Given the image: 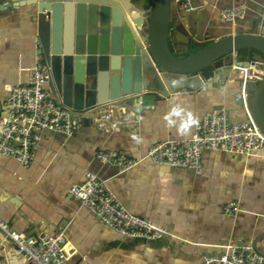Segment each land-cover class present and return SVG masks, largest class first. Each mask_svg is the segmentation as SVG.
Listing matches in <instances>:
<instances>
[{
  "label": "crops",
  "instance_id": "1",
  "mask_svg": "<svg viewBox=\"0 0 264 264\" xmlns=\"http://www.w3.org/2000/svg\"><path fill=\"white\" fill-rule=\"evenodd\" d=\"M143 1L148 6L155 2ZM190 3L192 8L174 1L170 31L174 53L185 54L237 28L250 27L253 19L237 24L221 19V9L233 5H248L252 14L260 9L264 30V0ZM20 4L21 0H0L2 114L10 90L27 84L30 69L41 61L35 13ZM239 61L238 53L231 64L221 61L203 69V83L198 86L189 84L168 96L145 97L141 108L133 106L140 120L135 129L109 132L85 119L71 136L45 131L28 167L0 155V217L28 236L65 230L70 249L66 264H205L208 255L226 252L232 243L252 245L264 254L263 152L208 149L200 174L191 168L160 165L150 158L120 173L117 166L97 158L98 152L109 150L142 158L157 141L191 138L196 123L191 124L189 117L198 121L212 108H227L233 121L246 119L250 93L241 71L235 74L234 64ZM230 65L233 71L227 72ZM47 87L52 90V84ZM182 128L187 131L182 133ZM88 172L107 180L132 214L164 227L167 235L155 241L132 239L106 225L70 192L73 185L85 181ZM234 200L240 201L241 210L227 215L225 206ZM3 257L11 264H27L15 243L0 231Z\"/></svg>",
  "mask_w": 264,
  "mask_h": 264
},
{
  "label": "water",
  "instance_id": "2",
  "mask_svg": "<svg viewBox=\"0 0 264 264\" xmlns=\"http://www.w3.org/2000/svg\"><path fill=\"white\" fill-rule=\"evenodd\" d=\"M174 1L155 0L148 6L143 0H21L20 5L35 13L38 55L51 66L59 102L80 121H94L103 107L141 108L140 100L152 94L168 96L186 85L198 86L203 69L221 59L231 64L242 50L247 55L239 64L248 68L253 51L264 55L263 12L252 14L249 6L244 18L230 23L253 19L250 27L177 56L170 46ZM178 3L192 6L190 0ZM247 86L250 112L264 133V75L256 83L249 79Z\"/></svg>",
  "mask_w": 264,
  "mask_h": 264
},
{
  "label": "built area",
  "instance_id": "3",
  "mask_svg": "<svg viewBox=\"0 0 264 264\" xmlns=\"http://www.w3.org/2000/svg\"><path fill=\"white\" fill-rule=\"evenodd\" d=\"M248 8L245 4L223 8L221 19L234 23L246 16ZM250 63V68L234 64V68L244 76L246 87L249 79L257 82L264 75V60L252 59ZM52 80L51 66L38 61L30 69L28 83L10 90L5 101L6 113L0 116V155L13 158L24 167L33 163L45 131L71 136L82 125L73 110L60 103L54 92L48 89ZM140 103L143 104V101L140 100ZM139 121L138 113L124 105L103 107L94 117V123L109 132L124 127L135 129ZM208 149L241 154L264 153V133L249 109L246 119L233 121L227 108L218 107L208 110L197 121L191 138L157 141L142 158H134L119 150L100 151L97 158L117 166L120 173L130 171L150 158L160 165L191 168L200 174L203 171V154ZM70 192L101 221L125 237L155 241L167 235L164 227L132 214L108 181L93 172L87 173L83 183L73 185ZM240 210L239 200L230 201L225 206V213L230 216ZM0 231L15 243L17 252L27 264H66L68 261L70 249L63 229L54 234L28 236L0 217ZM0 264L11 262L3 257ZM205 264H264V254L252 245L232 243L228 251L208 255Z\"/></svg>",
  "mask_w": 264,
  "mask_h": 264
},
{
  "label": "trees",
  "instance_id": "4",
  "mask_svg": "<svg viewBox=\"0 0 264 264\" xmlns=\"http://www.w3.org/2000/svg\"><path fill=\"white\" fill-rule=\"evenodd\" d=\"M247 55V51L246 50H242L239 52V56H240V60H244L246 58ZM252 59H259V60H264V55L259 52V51H253V53L251 54ZM227 59H221V61H226ZM213 67V65L207 67V68H211Z\"/></svg>",
  "mask_w": 264,
  "mask_h": 264
},
{
  "label": "rangeland",
  "instance_id": "5",
  "mask_svg": "<svg viewBox=\"0 0 264 264\" xmlns=\"http://www.w3.org/2000/svg\"><path fill=\"white\" fill-rule=\"evenodd\" d=\"M202 47H203V45H200V46H198V48L197 49H202ZM195 51H196V49H190L189 51H187L185 54L183 53V54H179V53H177V52H175V54L177 55V56H180V57H183V56H187V55H190V54H193V53H195ZM227 72H232L233 71V69H232V65H230V66H227V68L225 69ZM239 73H240V71H238V70H235V74H238L239 75Z\"/></svg>",
  "mask_w": 264,
  "mask_h": 264
},
{
  "label": "clouds",
  "instance_id": "6",
  "mask_svg": "<svg viewBox=\"0 0 264 264\" xmlns=\"http://www.w3.org/2000/svg\"><path fill=\"white\" fill-rule=\"evenodd\" d=\"M189 122L191 123V124H195V123H197V121L195 120V119H193V118H191V117H189ZM187 131V128H182L181 129V132L183 133V132H186Z\"/></svg>",
  "mask_w": 264,
  "mask_h": 264
}]
</instances>
